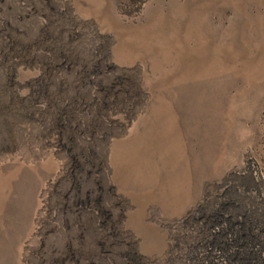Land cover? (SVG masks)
<instances>
[{
  "label": "rangeland",
  "instance_id": "1",
  "mask_svg": "<svg viewBox=\"0 0 264 264\" xmlns=\"http://www.w3.org/2000/svg\"><path fill=\"white\" fill-rule=\"evenodd\" d=\"M0 264H264V0H0Z\"/></svg>",
  "mask_w": 264,
  "mask_h": 264
},
{
  "label": "bare ground",
  "instance_id": "2",
  "mask_svg": "<svg viewBox=\"0 0 264 264\" xmlns=\"http://www.w3.org/2000/svg\"><path fill=\"white\" fill-rule=\"evenodd\" d=\"M255 256H256V255H255ZM259 256H260V255H259ZM253 257H254V256H253ZM253 257H252V258H253ZM259 258H260V257H259ZM256 260H257V259H256ZM253 261H254V260H253ZM261 261H262V260H261Z\"/></svg>",
  "mask_w": 264,
  "mask_h": 264
}]
</instances>
